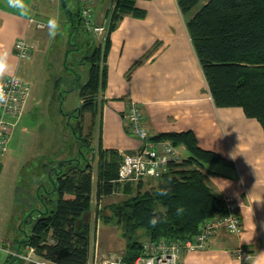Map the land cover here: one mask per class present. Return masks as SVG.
I'll list each match as a JSON object with an SVG mask.
<instances>
[{
    "label": "crops",
    "instance_id": "obj_1",
    "mask_svg": "<svg viewBox=\"0 0 264 264\" xmlns=\"http://www.w3.org/2000/svg\"><path fill=\"white\" fill-rule=\"evenodd\" d=\"M115 1L92 0V5L99 8L96 24L109 18ZM134 5L144 10V16L124 14L108 33L99 118L89 138L92 147L119 154L141 148V141L129 133L123 118L131 100L140 105L144 126L151 136L191 131L200 148L225 160L204 166L206 183L223 202L228 198L237 202L242 231L238 235L219 231L209 238L205 249L183 252L177 263L264 264L261 124L247 117L241 107L214 104L176 0H134ZM77 9V0H0V81L15 75L30 85L25 113L13 130L0 166V237L8 234L19 214H26L24 219L28 214L34 216L46 208L47 199H55L51 188L55 170L62 161L79 158L85 150L82 137L89 131L92 116L84 112L79 137L74 129L75 111L82 103L79 87L89 73L84 55L94 40L82 29L72 30L69 13ZM29 18L46 26L30 25ZM60 36L62 43L56 53L60 76L50 79L54 42ZM105 37H99V43L94 45L103 44ZM17 39H26L33 45L29 58L16 56ZM81 49L85 52L76 54L75 63L68 61L70 52ZM69 67L76 71L77 103L69 94L71 86L60 89L63 81L72 77L66 73ZM175 148L184 150V158L188 157L183 144ZM95 159L94 182L98 168ZM142 182L144 190L156 179L145 177ZM18 204L23 208L18 209ZM87 213L83 219L89 222ZM238 246L248 249L250 259L240 261L232 255Z\"/></svg>",
    "mask_w": 264,
    "mask_h": 264
},
{
    "label": "trees",
    "instance_id": "obj_2",
    "mask_svg": "<svg viewBox=\"0 0 264 264\" xmlns=\"http://www.w3.org/2000/svg\"><path fill=\"white\" fill-rule=\"evenodd\" d=\"M185 18L213 102L219 107H241L247 117L256 118L264 134V0H176ZM124 14L142 18L144 10L134 0H116L109 16L103 44L91 45L84 55L89 63L86 82L79 87L81 105L75 111L74 129L82 136L84 112L92 123L82 137L85 150L79 158L62 161L55 170V199L32 220L29 233L17 241L18 247L33 246L38 255L57 264H86L90 243V223L83 219L89 211L93 192L97 199L118 192L117 170L121 155L114 150L95 149L89 140L99 118L100 92L105 81V55L108 33ZM72 30L82 29L79 5L69 13ZM89 44V41L87 43ZM152 139H165L174 146L183 144L188 157L171 162L153 185L142 190L143 178L124 184L126 198L110 205L121 237L126 241L124 260L131 264L147 240H182L193 236L201 222L221 211L223 200L206 183L204 166L225 160L217 153L199 147L191 131L160 133ZM97 158L93 181L92 160ZM137 190L133 192L132 185ZM54 186V187H53ZM101 211V210H100ZM100 213V212H99ZM101 213L99 214V216ZM22 221V222H23ZM143 230L147 240L135 235Z\"/></svg>",
    "mask_w": 264,
    "mask_h": 264
},
{
    "label": "built area",
    "instance_id": "obj_3",
    "mask_svg": "<svg viewBox=\"0 0 264 264\" xmlns=\"http://www.w3.org/2000/svg\"><path fill=\"white\" fill-rule=\"evenodd\" d=\"M52 1V0H51ZM80 19L85 32L93 35H106L109 18L98 25L94 21L92 0H77ZM29 24L37 28H44L43 22L29 18ZM33 45L26 39H17L14 52L19 59L30 57ZM30 93L28 82L15 75L4 77L0 81V166L4 153L8 148L13 130L25 113L26 102ZM129 133L141 141V148L137 152L121 153V160L117 170L116 183L120 186L137 182L143 177H160L166 172L171 162L179 161L180 157L175 146L165 139H152L143 123L141 107L136 101H129L123 114ZM101 205L93 193L91 201ZM101 208V207H99ZM225 231L238 235L242 231L238 204L234 199L224 201L221 211L204 219L198 231L191 237L182 240H147L143 242L141 252L131 264H178V258L183 252L205 249L210 237ZM22 251L13 253L19 264H57L38 255L30 245L18 247ZM232 255L240 261H247L251 253L243 246L232 250ZM86 264H127L124 253H101L97 243H89ZM245 264V263H241Z\"/></svg>",
    "mask_w": 264,
    "mask_h": 264
},
{
    "label": "rangeland",
    "instance_id": "obj_4",
    "mask_svg": "<svg viewBox=\"0 0 264 264\" xmlns=\"http://www.w3.org/2000/svg\"><path fill=\"white\" fill-rule=\"evenodd\" d=\"M98 12H99V8L93 6L94 21L96 17L98 16ZM85 34L94 40L93 41L94 44L99 43V39H100L99 37H102V38L104 37V35H93L88 32H86ZM62 37L63 36H60L59 40H56V42H54L55 43L54 50L52 51V58L50 60L51 64L49 66V72H48L50 79L60 76L59 70L61 68V65H60V60L58 59V56L56 55V53L60 51ZM65 41H66V38H65ZM72 48H75V46L72 45ZM84 52H85L84 49L83 50L81 49L80 51L76 50V52H74L75 54L70 52L68 56L69 58L68 61L75 63L76 54L83 55ZM67 72L72 74V77L68 80L63 81V83L60 85V89L67 90L69 86H71L73 90H71L69 94L70 96L74 98L73 100L75 101V103H77V99L74 97L78 95V89H75L76 87H78V85H77V82L74 81L76 71L69 67L66 73ZM89 117L90 116L88 114L87 119H85L86 124L89 121ZM97 120H98V117H97ZM96 124H97V121H96ZM177 151L181 158L185 157L186 152L184 150L177 149ZM91 163H92V169H94L96 167V159L92 160ZM132 189H133V192L137 190V187L135 184L132 185ZM125 198H126V195L124 194L123 189L120 187L118 192H115L102 199L100 203L101 205H99V207L101 208L97 206V203L94 201V199L91 201V206L86 216V220H89L90 227H91L90 243L96 242L98 249L101 253H105V254L120 253V252L124 253L125 251L124 247H125L126 241L120 235V230L117 226V223L115 222L116 220L114 218H111V221H108V222L104 221V217L110 218V216L112 215L110 205H114L113 203H118L119 201H122ZM47 203L48 202L46 201V204ZM17 206H18L17 207L18 209L23 208V204H18ZM99 212L101 213L100 216H99L100 214ZM25 216L26 214H19L20 220L19 219L15 220L13 225H12L13 223L12 222L10 225L11 228L8 230V234L4 237H0V264H19L17 259L13 255V253H15L16 251H22V249L18 248L17 241L22 240L24 238L25 234L29 232L31 223H32V220L29 218L27 222H24L23 219L25 218ZM15 218H18V217L15 215ZM21 219L23 222L21 221ZM20 221L22 222L21 225H20ZM135 237L142 242L147 240L146 235L143 230L137 231Z\"/></svg>",
    "mask_w": 264,
    "mask_h": 264
}]
</instances>
